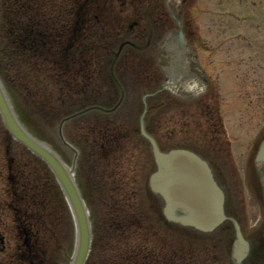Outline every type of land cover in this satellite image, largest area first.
I'll return each mask as SVG.
<instances>
[{"label": "rangeland", "instance_id": "obj_1", "mask_svg": "<svg viewBox=\"0 0 264 264\" xmlns=\"http://www.w3.org/2000/svg\"><path fill=\"white\" fill-rule=\"evenodd\" d=\"M103 2L104 0H100ZM183 0H167V4L169 6V13L172 15L171 12L176 13V15H179L182 19V23H184V32H186V42L188 44L195 45L197 44V48L201 49L200 51H203L204 44L208 45H219V44H225L228 42V46L231 44V41L226 39L229 37H234L237 33V30L235 29L236 24L238 22H244L242 15L247 11V9L251 8H261L264 9V0H188L187 3H183ZM2 2L0 0V16L3 15L2 8ZM255 9V10H256ZM249 12V11H248ZM250 13V12H249ZM252 13V12H251ZM159 18H161L160 21H166L168 19L167 15L163 12V14L159 15ZM158 18V19H159ZM173 22V21H172ZM2 24V22H1ZM252 24L250 20H248L247 23H243L242 26H248ZM172 30V32L170 31ZM169 31L172 33L173 39L176 38L177 40V31H178V25L176 22L173 23L172 29ZM240 30H244L245 32L248 31L246 27L241 28ZM168 31V32H169ZM167 32V33H168ZM169 32V33H170ZM258 35V34H255ZM169 38L168 35H165L164 38L161 40L160 45L156 51L157 59L160 57V49L161 45L164 44V42ZM195 42V44H194ZM226 45V44H225ZM226 46L223 48L219 53L214 55L213 53L210 54V59L216 61L214 65L215 75H217L218 80L221 83V95L223 97L222 102V109H225V111L229 110L227 109V103L232 101L231 99L233 96L232 94L235 93V95L238 98L239 102V108L235 109V111L230 112L231 114L227 115V118L230 121V124H233V122H238L239 118H242L243 120V110L242 105L240 103L242 100L240 98L243 97L242 92L243 88H240V85L238 81L235 80V82L230 81L229 76L236 75V79H240L241 73L239 72L238 68L236 71V67L240 65L241 62L238 60H234L232 63L230 61V52L226 50V48H231V46ZM229 54V56H228ZM208 52H204V57H201L202 64L208 65L210 62L208 58ZM232 67V69H235V73L231 72L230 66L227 65V63ZM182 67V66H181ZM181 67L177 69H181ZM234 67V68H233ZM0 69L3 73V77L5 81H7L14 100L17 101V105L20 108V110H24V115H26L27 119L29 120L31 129L35 132V134L39 135L41 138H43L45 141L49 143L53 148L58 150V152L61 154L62 157H64L66 163L69 165V167L73 170L74 174H78L77 178L81 181V186L86 188L89 192V202L88 205H90V209L95 216V219L97 223L100 219V207L98 205L96 206L93 202V195L91 191V183H90V176L89 172L87 170H84L83 172L78 173V163L79 160L82 159V156L78 154L77 159V151L76 147L72 142V134H78V127L76 124V121L70 120V117L65 121L62 122V124H58L57 119L55 116L52 115L49 120V118H43L39 117V121H35L33 117L28 112L27 103L26 100H24V91L27 92V90L22 89L21 82L26 83L28 81V72L29 70H26V64L24 60H19L15 56L14 51H10L3 56H0ZM226 69V70H224ZM213 69L210 70V72L214 71ZM164 73V72H163ZM46 83L48 85V79L46 80ZM227 84V86H226ZM226 86V87H225ZM24 88V87H23ZM48 89V88H47ZM128 95L129 97L126 98L125 102L129 104V107L131 109V114H129L130 118L134 121H128L129 124L132 126H135V123H137V120L141 116V111L143 110L144 104L142 103L143 98L140 99L138 94L135 92L134 87H127ZM23 91V93H22ZM49 91V89H48ZM229 91V96H228ZM230 101H229V99ZM234 101V100H233ZM78 107V106H76ZM137 118V120H136ZM49 122H47V121ZM70 120V121H69ZM2 121L0 118V131L2 129ZM253 128V125H252ZM58 130L61 131V134L65 137V139L69 142L67 143L66 140L63 139L58 133ZM235 133L238 137H243L244 128L242 127H235ZM137 136V135H136ZM136 136H132L133 139L136 138ZM132 140V139H131ZM131 171L135 169L129 168ZM137 172L140 173L141 167H138ZM137 174V173H136ZM135 174V175H136ZM134 175V176H135ZM7 175L4 174L2 179H6ZM136 180H138L137 177H135ZM138 181V186H139ZM132 185V183H131ZM132 188V186H131ZM130 190V189H129ZM138 194H136L134 197L133 203L134 208H143L147 205V198L146 195L138 190ZM0 199L5 200L6 195L5 193H0ZM2 212L0 213V222L2 223L0 231V238L3 237L5 239L3 247H5L4 251L2 253V250L0 249V263L8 264L9 260V254L13 252V247L16 243L15 239V229L13 225V219L11 214L1 209ZM103 219V218H102ZM101 224L98 225V229H100ZM101 230V229H100ZM101 234V231H100ZM144 232L140 233H134V240L135 242H138L136 246H138L140 243L142 245H146V243L143 240ZM1 240V239H0ZM148 244H153L158 249H163L165 251V259H169L170 264H184V262H180L179 258L181 257L180 252L177 254V251L175 254H173V250H176V246L172 245H166L164 241L158 240L154 235H150ZM1 248V243H0ZM177 259V260H176ZM204 261L202 258H194L193 264H203ZM205 262V261H204Z\"/></svg>", "mask_w": 264, "mask_h": 264}, {"label": "water", "instance_id": "obj_2", "mask_svg": "<svg viewBox=\"0 0 264 264\" xmlns=\"http://www.w3.org/2000/svg\"><path fill=\"white\" fill-rule=\"evenodd\" d=\"M0 111L5 125L11 130L15 138L45 158L54 169L57 177L60 178L66 195L73 206L77 226L79 227V235H81L79 249L73 264H82L90 246V235L88 217L85 214L84 205L76 186H74L71 177H69L58 157H55L49 149L44 148L38 141L33 139L15 119L1 85ZM151 141L159 164L158 171L153 175L151 182L153 189L156 192H161L167 201L165 209L167 215L174 218L178 209H181L187 213V217L183 219L187 224H192L196 228L206 231L214 229L225 219L222 208L223 198L220 189L212 179L207 163L186 149H175L163 153L152 139ZM262 147L263 152L260 157L264 160V145ZM236 227V245L238 248L242 247L244 253L246 251L245 243L241 236L240 227L237 225Z\"/></svg>", "mask_w": 264, "mask_h": 264}, {"label": "flooded vegetation", "instance_id": "obj_3", "mask_svg": "<svg viewBox=\"0 0 264 264\" xmlns=\"http://www.w3.org/2000/svg\"><path fill=\"white\" fill-rule=\"evenodd\" d=\"M76 28H77V35H78V38L80 40L83 38V36L86 38L92 37V40H96V38H97L96 35L98 33V30H99V27L97 26V22H94L91 20H90V22H85V21L80 20L78 22ZM84 29H85V32H84ZM92 47H93V45H92ZM84 77L88 79L86 70L84 71ZM87 79H85V83L83 85L85 96L87 97V100L85 102L86 105L94 108V107H101V106H104L105 104H107L100 99L90 100L92 95H94V92L99 90V87L95 86L94 84H89ZM108 104L114 105V104H116V102L115 101L114 102L109 101ZM198 108L200 110V107H198ZM204 108L205 109L203 111L209 112V116L217 118L215 127L213 126L210 129L212 132H214V129L218 126V124L220 122L218 120L217 110L215 109L214 106L212 107L211 105H205ZM199 110L197 109L198 113L200 114L201 111H199ZM184 120H185V123L188 124V122H189L188 119L185 118ZM212 132L204 130L203 135L206 134V136L208 135L210 138H212ZM205 138L207 139V137H205ZM96 168H97V166H96ZM258 193H259V191H258V189H256V196L255 197L257 200H259ZM260 216H261L260 222L264 221V216H262V214ZM253 236H254L253 241L255 243L254 246L256 247V254L253 255V260L256 261L258 258H260V255L258 253H260L262 250H264V230L258 229V231L256 233H254Z\"/></svg>", "mask_w": 264, "mask_h": 264}, {"label": "trees", "instance_id": "obj_4", "mask_svg": "<svg viewBox=\"0 0 264 264\" xmlns=\"http://www.w3.org/2000/svg\"><path fill=\"white\" fill-rule=\"evenodd\" d=\"M41 250V249H40ZM42 251V250H41ZM36 254H39V251H37V249H33L32 251V255H36Z\"/></svg>", "mask_w": 264, "mask_h": 264}]
</instances>
